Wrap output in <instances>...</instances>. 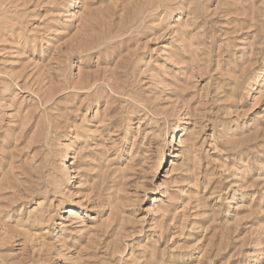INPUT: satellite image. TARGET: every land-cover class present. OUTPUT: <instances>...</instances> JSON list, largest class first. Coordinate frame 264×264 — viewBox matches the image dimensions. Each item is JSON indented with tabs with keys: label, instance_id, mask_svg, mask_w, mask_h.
<instances>
[{
	"label": "rangeland",
	"instance_id": "rangeland-1",
	"mask_svg": "<svg viewBox=\"0 0 264 264\" xmlns=\"http://www.w3.org/2000/svg\"><path fill=\"white\" fill-rule=\"evenodd\" d=\"M0 264H264V0H0Z\"/></svg>",
	"mask_w": 264,
	"mask_h": 264
},
{
	"label": "bare ground",
	"instance_id": "bare-ground-1",
	"mask_svg": "<svg viewBox=\"0 0 264 264\" xmlns=\"http://www.w3.org/2000/svg\"><path fill=\"white\" fill-rule=\"evenodd\" d=\"M176 138H177V127L175 128L174 132L172 133V137H171L170 141L173 142L174 139H176ZM69 210H70V209H69ZM70 212H71V211H70Z\"/></svg>",
	"mask_w": 264,
	"mask_h": 264
}]
</instances>
